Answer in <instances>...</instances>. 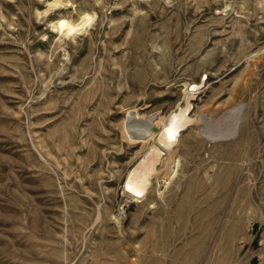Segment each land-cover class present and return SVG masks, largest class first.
Segmentation results:
<instances>
[{
  "label": "rangeland",
  "instance_id": "1",
  "mask_svg": "<svg viewBox=\"0 0 264 264\" xmlns=\"http://www.w3.org/2000/svg\"><path fill=\"white\" fill-rule=\"evenodd\" d=\"M263 84L264 0H0V264H264Z\"/></svg>",
  "mask_w": 264,
  "mask_h": 264
},
{
  "label": "bare ground",
  "instance_id": "2",
  "mask_svg": "<svg viewBox=\"0 0 264 264\" xmlns=\"http://www.w3.org/2000/svg\"><path fill=\"white\" fill-rule=\"evenodd\" d=\"M80 20L77 23L65 19L59 20V32L65 35H73L76 31L83 27V25H85L87 21L90 20V16L88 17L87 15H84V17ZM82 21H84L83 24ZM239 108L240 107H235L234 109H231V120L228 121V125L225 128L219 129L214 133H209L208 136L210 137V139L227 138L231 136L233 137L236 132V119ZM184 117V113L181 112V114L177 113V115H173L171 118H169V120L165 117L168 121H166L165 118L164 120H162V131L158 135V140L156 141L159 145H161L159 147L162 149L158 148L157 145L154 144L149 145L141 160L135 165V167L130 172V175L127 177L128 179L126 181V187L132 192L134 197L141 198L143 196V192L145 191V188L149 183L151 177L157 172L156 165L163 159V157L161 156L163 155L162 150L170 152L177 144L178 134L188 122ZM152 129L153 127L151 125L138 119L135 114H130L129 123L123 127L125 135L127 133H131L134 134L138 139L149 134ZM151 137L155 138V135L151 134ZM169 159L166 160L168 161ZM168 163L165 162L163 165H168Z\"/></svg>",
  "mask_w": 264,
  "mask_h": 264
},
{
  "label": "built area",
  "instance_id": "3",
  "mask_svg": "<svg viewBox=\"0 0 264 264\" xmlns=\"http://www.w3.org/2000/svg\"><path fill=\"white\" fill-rule=\"evenodd\" d=\"M258 96L260 98L261 103L264 105V84L259 90ZM263 128H264V119H263ZM263 179H264V158H263ZM251 229H252V225H251Z\"/></svg>",
  "mask_w": 264,
  "mask_h": 264
}]
</instances>
